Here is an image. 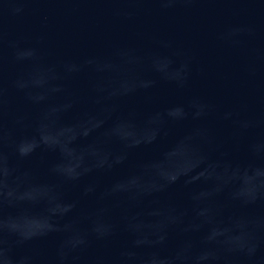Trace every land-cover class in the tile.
Masks as SVG:
<instances>
[{
  "label": "clouds",
  "instance_id": "9594fccd",
  "mask_svg": "<svg viewBox=\"0 0 264 264\" xmlns=\"http://www.w3.org/2000/svg\"><path fill=\"white\" fill-rule=\"evenodd\" d=\"M116 55L119 62L101 56L50 61L38 48L8 40L0 25V264H233L234 258L264 264V110L221 109L198 94L152 108L161 83L189 89V64L160 54L140 57L132 48ZM6 62L29 70L6 81ZM144 62L148 74L120 70ZM161 63L167 72H159ZM81 77L94 108L67 88ZM136 97L151 110L146 134L129 140L117 129L135 127ZM78 108L81 115L60 129L66 135L50 139ZM221 127L227 137L218 135ZM178 128L185 129L184 163L162 173L160 161H140L118 174L134 151ZM66 148L78 161L71 168ZM40 151L60 154L46 164L44 181L25 166ZM238 152L242 160L232 158ZM177 187L186 192L183 207L169 199ZM39 206L45 227H21Z\"/></svg>",
  "mask_w": 264,
  "mask_h": 264
},
{
  "label": "water",
  "instance_id": "95a60500",
  "mask_svg": "<svg viewBox=\"0 0 264 264\" xmlns=\"http://www.w3.org/2000/svg\"><path fill=\"white\" fill-rule=\"evenodd\" d=\"M16 8L22 11L15 12ZM0 25L8 40L36 47L50 61L101 56L119 62L117 51L132 48L140 57L160 54L177 64L187 62L192 69L189 89L181 93L161 83L155 90L157 103L152 108H163L186 95L198 94L221 109L264 110V0H0ZM4 54L9 56L7 45ZM28 70L27 65L6 62V81ZM120 70L143 75L149 69L144 62L121 65ZM158 70L164 73L169 69L161 63ZM86 80L81 77L68 81L67 88L82 98L84 107L94 108L87 100ZM14 103L19 105L18 100ZM132 103L138 107L135 127L117 129L129 140L146 134L145 120L151 110L145 107L143 97H136ZM83 111L78 108L66 114L50 139L66 135L60 131L62 126L74 122ZM184 131L175 129L152 147L134 151L129 166L118 174H127L140 161H160L162 173L184 163V149L179 143ZM228 134L226 127L218 129L221 137ZM79 143L82 141L73 148H78ZM73 148L65 149L69 168L78 162ZM59 158L57 152L40 151L25 166L34 167L36 178L44 181L46 164ZM232 158L242 160L243 152L233 153ZM199 171L198 168L196 172ZM169 199L181 207L187 203L182 187L175 188ZM30 211L34 219L21 227L35 231L44 228L43 206ZM224 220L226 223V217ZM51 244L49 240L45 246ZM233 264H243L242 258H234Z\"/></svg>",
  "mask_w": 264,
  "mask_h": 264
}]
</instances>
